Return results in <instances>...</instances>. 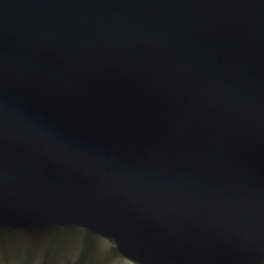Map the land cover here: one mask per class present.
I'll return each instance as SVG.
<instances>
[{"label":"water","instance_id":"obj_1","mask_svg":"<svg viewBox=\"0 0 264 264\" xmlns=\"http://www.w3.org/2000/svg\"><path fill=\"white\" fill-rule=\"evenodd\" d=\"M0 264H264V0H0Z\"/></svg>","mask_w":264,"mask_h":264}]
</instances>
